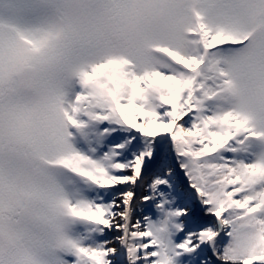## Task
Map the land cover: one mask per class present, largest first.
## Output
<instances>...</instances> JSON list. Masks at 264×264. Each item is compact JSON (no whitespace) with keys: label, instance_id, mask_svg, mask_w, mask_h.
<instances>
[{"label":"snow or ice","instance_id":"6c2138e0","mask_svg":"<svg viewBox=\"0 0 264 264\" xmlns=\"http://www.w3.org/2000/svg\"><path fill=\"white\" fill-rule=\"evenodd\" d=\"M205 3L201 54L160 80L136 51L85 90L94 33L33 41L38 118L5 81L0 31V264H264V32L244 39L264 0ZM41 161L47 182L19 189Z\"/></svg>","mask_w":264,"mask_h":264},{"label":"rangeland","instance_id":"374dc122","mask_svg":"<svg viewBox=\"0 0 264 264\" xmlns=\"http://www.w3.org/2000/svg\"><path fill=\"white\" fill-rule=\"evenodd\" d=\"M8 3L9 0L0 2L5 81L13 80V74L23 66H32V57L39 55L33 41H39L44 47L54 33L55 39L62 42L65 31L72 27L81 33L91 31L95 35L92 45L95 54L90 58L96 65L92 79L76 81L85 90L98 76L104 77L103 87L107 89L120 69L128 64V57L136 51H141L147 59L155 80H160L161 72L170 65L191 67L203 50L204 35L201 33L191 39L185 34L193 29L192 24L201 27L202 23L207 25L210 22L209 17L202 15L207 7L205 0H127L124 4L110 3L109 0H54L50 9L47 5L42 10L23 13L10 9ZM259 18L260 13L253 16L249 30L250 33L255 25H259L261 29L256 30V36L264 32V24ZM10 27L15 36L23 29H33L32 36L22 37L23 42H18L9 32L7 35ZM41 30H46L43 35ZM178 32L183 34L182 39L178 38ZM199 67L197 64L196 68ZM70 74L74 76V73ZM22 95L33 108L32 117L38 118L39 108L47 99L45 92L34 87L33 93ZM72 123L76 124V121L72 120ZM19 147L31 161V146L22 143ZM46 167L43 161L39 168L31 162L23 167L17 178L19 189L45 184L46 177L39 169Z\"/></svg>","mask_w":264,"mask_h":264},{"label":"water","instance_id":"95a60500","mask_svg":"<svg viewBox=\"0 0 264 264\" xmlns=\"http://www.w3.org/2000/svg\"><path fill=\"white\" fill-rule=\"evenodd\" d=\"M20 90L31 91L32 89V71L24 69L22 73L18 74Z\"/></svg>","mask_w":264,"mask_h":264},{"label":"bare ground","instance_id":"6f19581e","mask_svg":"<svg viewBox=\"0 0 264 264\" xmlns=\"http://www.w3.org/2000/svg\"><path fill=\"white\" fill-rule=\"evenodd\" d=\"M33 32V29H23V33H22V36H30L31 33Z\"/></svg>","mask_w":264,"mask_h":264},{"label":"clouds","instance_id":"9594fccd","mask_svg":"<svg viewBox=\"0 0 264 264\" xmlns=\"http://www.w3.org/2000/svg\"><path fill=\"white\" fill-rule=\"evenodd\" d=\"M45 183L47 182V180L44 181Z\"/></svg>","mask_w":264,"mask_h":264}]
</instances>
